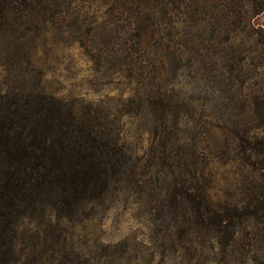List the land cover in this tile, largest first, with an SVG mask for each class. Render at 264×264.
Segmentation results:
<instances>
[{
	"label": "rangeland",
	"instance_id": "rangeland-1",
	"mask_svg": "<svg viewBox=\"0 0 264 264\" xmlns=\"http://www.w3.org/2000/svg\"><path fill=\"white\" fill-rule=\"evenodd\" d=\"M60 10L0 32V92L43 87L68 101L117 139L126 179L73 210L38 203L16 224L9 264H264L262 232L248 248L241 226L224 247L186 224L200 192L214 206L261 193L239 146L245 133L264 145V0H70Z\"/></svg>",
	"mask_w": 264,
	"mask_h": 264
},
{
	"label": "trees",
	"instance_id": "trees-1",
	"mask_svg": "<svg viewBox=\"0 0 264 264\" xmlns=\"http://www.w3.org/2000/svg\"><path fill=\"white\" fill-rule=\"evenodd\" d=\"M67 1L0 0V32L32 30L62 13L58 6ZM8 40V48L15 46V40ZM253 137L245 133L242 140L248 145L239 147L247 178L261 193L252 188L241 204L214 206L200 192L186 223L193 232L211 231L224 247L241 226L252 233L248 248L261 232L264 237V145H250ZM127 159L116 138H104L68 101L43 87L0 92V264L10 263L21 216L38 203L73 210L107 193L112 183L126 179Z\"/></svg>",
	"mask_w": 264,
	"mask_h": 264
}]
</instances>
